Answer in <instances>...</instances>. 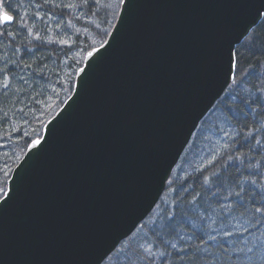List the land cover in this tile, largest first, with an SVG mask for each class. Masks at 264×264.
Wrapping results in <instances>:
<instances>
[{"label": "water", "instance_id": "obj_1", "mask_svg": "<svg viewBox=\"0 0 264 264\" xmlns=\"http://www.w3.org/2000/svg\"><path fill=\"white\" fill-rule=\"evenodd\" d=\"M128 2L10 173L21 191L0 206V264H103L156 207L161 177L232 82L229 51L264 17V0Z\"/></svg>", "mask_w": 264, "mask_h": 264}, {"label": "snow or ice", "instance_id": "obj_2", "mask_svg": "<svg viewBox=\"0 0 264 264\" xmlns=\"http://www.w3.org/2000/svg\"><path fill=\"white\" fill-rule=\"evenodd\" d=\"M28 2L30 7L40 10L49 8L61 10L59 13H49L53 16L59 14L63 17L64 9L79 8L82 10V15L86 18L85 23L91 26L93 39L90 44L87 43V34L90 29L85 27L86 43L83 49L76 45L78 51L74 52V56H79L80 59H89V67H92L100 59L98 55L101 53L100 49L107 51L110 46V40L107 37L111 36L112 40L115 39L114 33L110 32L109 29L115 27L117 31L118 25H113L110 17L118 14L117 9L121 5H124L123 13L126 8L130 9L131 7L128 0H75V2L72 0L69 2H65V0H40L39 3L28 0ZM22 6L23 0H17L15 7H13L12 0H0V37H12L13 33L8 32L7 29L17 24L18 21L17 26L20 29L24 28V17L19 13ZM87 17H95L97 22L93 23ZM32 18L34 20L40 19L38 13H34ZM75 19L79 21L80 16L75 17ZM119 19L121 23L122 14H120ZM60 23L63 24V20ZM105 24L108 27L102 26ZM68 25H71V20L68 21ZM79 31L80 29H77V33ZM30 33L31 30L29 29ZM71 39V37L61 38L58 43L67 45L71 51L73 47L69 44ZM77 39H79L78 35ZM260 39V35L252 33L249 28H245L238 42L254 44ZM97 44H99V48L96 47ZM16 51H20V49H16ZM31 51L30 48L26 49L27 53ZM252 55L264 58V51H254ZM233 57H236L235 63H233ZM239 57V51L230 50L228 61L224 66L225 76L233 82H237V76L233 72L235 68L239 67ZM75 62L78 72L82 73L83 77H88V71L79 67V60ZM260 63L261 59L258 58L247 75H254V69L260 66ZM16 68L21 69V71L29 69L33 78L42 76V67L39 63L33 68L31 63L23 62V57H21L20 60L11 62V65L5 63L3 67H0V77L5 82V88L8 86L6 82L13 76V71ZM18 81L19 90L26 93L29 84L28 79L24 75H19ZM68 91H72L70 78ZM80 91L81 88H77V95ZM70 99L74 101V98ZM243 103L249 106V111L255 113L256 119L246 120L239 131L233 129L235 136L224 128L219 129L225 137L232 140L231 145H223L225 150L232 148L234 151H240L247 147L248 152L253 153L249 156L248 152L240 151V155L237 156L229 152L226 156V160L231 162L233 167H236V162H239L243 166V171L236 167V172L239 175H233L231 180L222 181L217 172L204 175L207 170V165H205L203 168L197 169L199 176L194 178V182L201 188V191L192 189L190 192L189 187L183 186L180 191H177L173 187L174 169L170 164L160 182L162 191L176 192L173 207L171 210H166V213L154 217L151 227L148 226L146 219H142L140 228L146 230L138 237L136 232H132L131 236L125 234V239L130 241V244L125 245L127 251L119 250L123 252V264H264V183H261L264 172H260L261 161H264V144L260 140H256L254 145L251 143L258 134L264 133V83L256 88L254 97L244 99ZM252 104L256 107L251 108L250 105ZM245 117H247V112H245ZM6 119L7 113H4L0 117V121ZM233 120L232 106L229 105L224 114V122L231 128V121ZM249 126H251V130H248ZM37 135H39L38 132ZM237 137L242 138L243 141L239 143V147H235ZM39 144H41V140L35 139L31 146L35 147ZM216 159L217 157L214 156L209 164H212ZM253 161L256 163L254 164ZM10 171L11 169L5 163L2 170L3 174L0 176V206L2 207H7L12 203L21 191L19 177L11 187L8 186ZM213 178H215V183L211 182ZM193 192L194 194H192ZM184 193L191 195V200L183 195ZM193 201L196 203L194 204ZM201 202H203V206ZM146 215H151V212ZM195 220H198L199 223H196ZM133 237L136 239L133 240ZM115 247L114 245L113 248ZM107 256L108 253H105L104 256L100 257V261H103Z\"/></svg>", "mask_w": 264, "mask_h": 264}, {"label": "trees", "instance_id": "obj_3", "mask_svg": "<svg viewBox=\"0 0 264 264\" xmlns=\"http://www.w3.org/2000/svg\"><path fill=\"white\" fill-rule=\"evenodd\" d=\"M33 2L39 3L40 0H33ZM65 2H69V0H65ZM72 2H75V0H72ZM12 3L13 7H15L17 0H12ZM60 11L59 9L53 10L51 8L40 10L30 7L28 0H23V6L19 9V13L24 17V28L20 29L17 26L19 24L18 21L17 24L7 29L8 32L13 33L12 37H0V67H3L5 63L11 65V62L20 60L21 57H23V62L31 63L33 68L36 67L37 63L42 67V76L39 78H33L29 69H24L23 71L19 68L14 69L13 76L6 82L7 88L4 87L5 82L0 77V117L7 113V119L0 121V176L3 174L2 170L5 163L12 171L23 156L28 144L40 137L44 123L53 116L71 93L68 91L69 78L71 85H73L74 75L77 70L75 61L79 60L80 67L83 60L79 56H74V52L78 51L76 45L80 49L84 48L86 43L85 27L90 29L87 34V43L90 44L92 42L91 26L85 23L86 18L82 15L81 9H64L63 17L59 14L49 15V13H59ZM34 13H38L40 19L34 20L32 18ZM77 16H80L79 21L75 19ZM114 18L115 16L110 17L111 22L114 21ZM87 19H91L93 23L97 22L95 17H87ZM61 20H63V24L60 23ZM69 20H71V25H68ZM102 26L108 27L106 24ZM29 29L31 30L30 34ZM77 29H80L79 33H77ZM253 33L260 35L261 39L254 44L245 42L236 49L240 53V64L236 68L237 82L226 92L227 94L223 100L228 102L230 97L228 106H232L233 115L237 118H242L238 122L235 120L231 121L232 127L230 129H235V131H239L246 120L252 121L256 119L255 113L249 111V106H246L243 100L254 97L256 88L264 83V58L252 55L254 51H264V19ZM77 35L79 39H77ZM36 37H39V39H36ZM68 37L72 38L69 41V44L73 45L71 51H69L67 45L58 43L61 38L67 39ZM29 48L32 51L27 53L26 49ZM16 49H20V51H16ZM258 58L261 59L260 66L254 69V75H247ZM19 75H24L29 81L26 93L19 90ZM250 107L255 108L256 105L252 104ZM245 112H247V117H245ZM220 116L224 118V115L221 114ZM205 123L206 121L200 123V129L208 128L209 125ZM248 130H251V126H249ZM37 132L39 135H37ZM256 140H260L264 144V133L258 134L251 143L253 145L256 144ZM242 142V138L239 137L235 147H239V143ZM189 151L186 152L174 169L172 176L174 180L173 187L177 191H180L182 186L189 187L190 192L192 189L201 191V188L194 182V178L199 176L197 169H201L205 165H207V170L204 175L217 172L220 174V180H231L233 175H239L236 172V167L241 168V171H243V166L236 162V167H233L232 163L226 160V156L229 152L238 156L240 151L248 152V148L244 147L240 151H234L232 148L223 150L216 156L217 159L212 164H209V161L213 160L215 155L207 163L199 165L200 161H198L193 167L192 165L187 167L188 165L186 164V157ZM192 153L195 154L196 152L193 150ZM248 155L251 156L253 153L248 152ZM257 160H259V157H257ZM253 163L255 164L256 161H253ZM190 168L191 170H189ZM187 169L188 171H186ZM260 172H264V161H261ZM211 182L215 183V178ZM261 183H264V178L261 179ZM183 195H186L191 200V195L187 193ZM175 196L176 192L166 190L162 195V199H160L146 220L153 219V214L158 216V214L166 213V210H171ZM193 203L195 204L196 202L193 201ZM201 204L203 206V202ZM195 222L199 223L198 220H195ZM148 226L151 227L152 222ZM138 229L139 231H137ZM137 230V236H139L146 229L138 227ZM135 239L136 237H133V240ZM128 244H130V241L126 240L104 264H123V252L119 250L127 251L128 249L125 245Z\"/></svg>", "mask_w": 264, "mask_h": 264}, {"label": "rangeland", "instance_id": "obj_4", "mask_svg": "<svg viewBox=\"0 0 264 264\" xmlns=\"http://www.w3.org/2000/svg\"><path fill=\"white\" fill-rule=\"evenodd\" d=\"M212 123L217 124L218 129L208 128L204 131H198L196 135L198 141L194 143V145H198L199 148L197 149V153L195 156H193L192 158H187V167H190L191 165L193 167V165H196L198 161H200L199 165L207 163L208 160L212 158V156H217L219 153L225 150L223 148L224 144L230 145V143L232 142L231 139L223 135V132L219 131L220 127L223 126L225 130L229 131L233 136H235V132H233V130L226 129L228 124L224 122V119L219 115V113H217L212 119ZM189 170H191V168ZM186 171H188V169ZM152 217L157 216L156 214H153ZM151 222L152 219H149L148 224H150Z\"/></svg>", "mask_w": 264, "mask_h": 264}, {"label": "bare ground", "instance_id": "obj_5", "mask_svg": "<svg viewBox=\"0 0 264 264\" xmlns=\"http://www.w3.org/2000/svg\"><path fill=\"white\" fill-rule=\"evenodd\" d=\"M250 179H252V178H250Z\"/></svg>", "mask_w": 264, "mask_h": 264}]
</instances>
